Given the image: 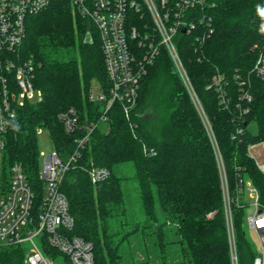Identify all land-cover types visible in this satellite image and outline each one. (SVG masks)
<instances>
[{
  "label": "trees",
  "instance_id": "1",
  "mask_svg": "<svg viewBox=\"0 0 264 264\" xmlns=\"http://www.w3.org/2000/svg\"><path fill=\"white\" fill-rule=\"evenodd\" d=\"M132 17L136 26L149 23ZM188 20L193 28L179 29L175 44L194 96L160 48L140 82L129 119L115 104L106 121L100 120L105 105L89 100L94 84L105 93L109 88L93 24L68 0H54L27 25L21 57L36 64L33 82L42 98L24 104L10 123L3 161L23 167L39 203L37 130H47L54 150L66 160L76 140L94 125L59 188L74 221L69 235L92 245L93 264H128L125 248L136 240L144 253L131 264H153V249L158 264H231L221 180L207 127L221 154L230 194L235 196L243 179L264 204V176L246 156L249 144L264 142V78L252 72L264 55V0H202ZM86 35L90 44L84 43ZM71 108L78 130L67 133L58 115ZM92 168H105L109 176L95 183L87 174ZM129 179L137 184L142 222L127 218L123 182ZM232 209L238 262L249 264L255 250L243 225L246 208ZM43 251L70 264L45 243ZM24 259L22 247L0 249V264H24Z\"/></svg>",
  "mask_w": 264,
  "mask_h": 264
},
{
  "label": "built area",
  "instance_id": "2",
  "mask_svg": "<svg viewBox=\"0 0 264 264\" xmlns=\"http://www.w3.org/2000/svg\"><path fill=\"white\" fill-rule=\"evenodd\" d=\"M54 0H0V249L22 247L24 264H53L54 258L43 251L45 243L65 257L70 264H93L92 245L69 233L74 221L68 210L60 184L69 166L79 158L94 125L86 128L84 137L76 140V149L68 159L60 158L56 150L45 155L38 153L37 177L41 182V200H37V188L28 174L18 164L8 165L3 161L4 138L10 123L26 103L39 102L41 91L34 86L37 66L32 59L21 57V48L30 19L45 10ZM81 17L87 18L95 27L104 68L109 83L107 92L98 84L90 90L89 100L105 105V114L119 104L126 119L136 107L141 80L154 63L160 48L168 54L172 65L188 88L190 85L182 66L175 37L182 29L193 28L185 18L202 0H68ZM138 21L149 23L136 26ZM259 78H264V55H260L252 69ZM250 100L248 95H243ZM194 103L198 105L195 97ZM67 133L78 130L77 115L71 108L58 115ZM221 180L225 221L229 240L231 264H239L232 224L233 205L236 209H251L244 217V229L254 244L255 256L249 264H264V204L256 188L248 181L239 179L235 196L229 192L226 173L217 143L207 127ZM241 129L236 133L240 134ZM260 148L264 154V142L247 146L246 156L259 173L264 176V161L257 162L252 151ZM41 160V167H40ZM93 182H101L109 176L105 168L87 170ZM247 199L251 200L249 204ZM251 235V236H250ZM43 238V239H42ZM63 262V261H62ZM64 264V263H63Z\"/></svg>",
  "mask_w": 264,
  "mask_h": 264
},
{
  "label": "rangeland",
  "instance_id": "3",
  "mask_svg": "<svg viewBox=\"0 0 264 264\" xmlns=\"http://www.w3.org/2000/svg\"><path fill=\"white\" fill-rule=\"evenodd\" d=\"M249 131L251 134L256 133V129L254 125L248 126ZM37 146H38V152L43 153L45 155H49L54 151L53 144L51 141V138L45 129H39L37 130ZM252 156L257 162L264 161V154H262V151L260 148H256L252 151ZM40 167H41V160H40ZM126 174L127 177H130L132 175V169L131 167L126 168ZM123 188H124V197H125V206H126V214L127 218L129 220H133L135 222H142L143 221V212L142 208L139 203L138 199V189L137 184L134 180L129 179L123 182ZM247 202L249 204L252 203L251 200L247 199ZM247 214L251 213V209L246 211ZM249 236V234L247 233ZM251 236V235H250ZM130 246V247H129ZM125 248V251L127 252L126 262L128 264L136 263L140 260L142 257L144 250H143V244L139 242H133L131 245H129ZM178 249L177 245H173L172 251L176 252ZM158 251L153 249V256L151 255V258H155L156 260L153 264H158L160 262ZM53 264H63V262L59 259H54Z\"/></svg>",
  "mask_w": 264,
  "mask_h": 264
},
{
  "label": "water",
  "instance_id": "4",
  "mask_svg": "<svg viewBox=\"0 0 264 264\" xmlns=\"http://www.w3.org/2000/svg\"><path fill=\"white\" fill-rule=\"evenodd\" d=\"M84 43H88V44L91 43V38H90L89 35H86V36H85Z\"/></svg>",
  "mask_w": 264,
  "mask_h": 264
}]
</instances>
